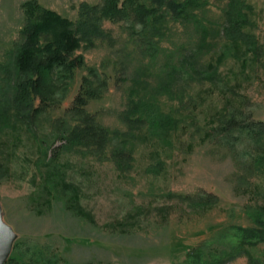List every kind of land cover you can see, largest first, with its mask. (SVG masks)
<instances>
[{
	"label": "rangeland",
	"instance_id": "obj_1",
	"mask_svg": "<svg viewBox=\"0 0 264 264\" xmlns=\"http://www.w3.org/2000/svg\"><path fill=\"white\" fill-rule=\"evenodd\" d=\"M25 1L0 0V208L14 233L7 259L176 264L203 240L229 247L235 226L264 218V136L219 130L231 118L264 124V0H244L255 50L222 35L228 0H202L181 18L157 8L144 26L131 10L103 20L106 34L75 52L97 69L95 82L104 80L83 108L106 137L84 143L65 138L82 121L73 105L85 67L56 80L47 103L35 98L24 120L14 115ZM36 1L75 21L81 3L102 0ZM158 116L170 122L158 125ZM201 190L219 202L199 209L173 195ZM250 251L264 261L263 242ZM225 264L249 263L242 255Z\"/></svg>",
	"mask_w": 264,
	"mask_h": 264
},
{
	"label": "trees",
	"instance_id": "obj_2",
	"mask_svg": "<svg viewBox=\"0 0 264 264\" xmlns=\"http://www.w3.org/2000/svg\"><path fill=\"white\" fill-rule=\"evenodd\" d=\"M150 1L155 6L148 7L142 0H102L100 4L94 5L81 3L79 17L75 21L41 6L36 0L25 1L22 4L25 23L13 50L14 63L21 75L14 83L11 98L15 117L24 120L34 109L35 98H39L41 104L47 103L55 94L56 80L60 77H70L77 68L85 67L87 74L82 76L73 105V108L80 112L82 121L69 129L65 142L78 140L84 143L90 138L100 140L106 137V130L98 126L83 108L88 99L98 94L104 80L100 78L95 82V78L99 76L97 69L86 66L84 56L75 52L82 44H91L95 38L106 34L101 27L105 19L120 20L131 10L139 23L144 26L150 22V19L159 16L157 8L165 7L174 17L181 18L190 13L202 0ZM249 8L244 0H228L223 9L224 22L221 33L232 44L242 43L247 48L255 50L256 37L244 29L249 21L247 13ZM149 104H143L147 113L151 111ZM142 117H146L145 114ZM155 119L156 121L153 119V122L158 125H166L170 122L167 116H158ZM236 127L239 131L257 136V139L264 136L262 122L253 126L240 124L235 118L228 119L219 130L231 136ZM173 195L199 209L219 202L216 194L203 190L193 194ZM235 231L237 240L229 247H220L203 240L192 246L185 253L184 259L176 264H225L242 255L246 256L249 264H264L263 260L250 251L251 246L264 243V218L257 217L255 225L251 227L235 226ZM4 264L19 263L14 257H10Z\"/></svg>",
	"mask_w": 264,
	"mask_h": 264
},
{
	"label": "water",
	"instance_id": "obj_3",
	"mask_svg": "<svg viewBox=\"0 0 264 264\" xmlns=\"http://www.w3.org/2000/svg\"><path fill=\"white\" fill-rule=\"evenodd\" d=\"M14 233L3 221L0 208V264H4L10 254Z\"/></svg>",
	"mask_w": 264,
	"mask_h": 264
}]
</instances>
